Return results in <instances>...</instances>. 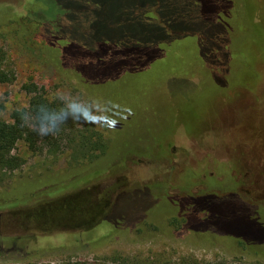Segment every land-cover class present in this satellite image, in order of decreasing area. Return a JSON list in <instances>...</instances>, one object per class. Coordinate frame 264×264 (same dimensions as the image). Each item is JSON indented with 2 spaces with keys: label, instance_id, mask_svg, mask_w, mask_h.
I'll return each mask as SVG.
<instances>
[{
  "label": "rangeland",
  "instance_id": "rangeland-1",
  "mask_svg": "<svg viewBox=\"0 0 264 264\" xmlns=\"http://www.w3.org/2000/svg\"><path fill=\"white\" fill-rule=\"evenodd\" d=\"M0 53L14 76L0 120L27 107L33 82L107 143L91 163L45 140L48 127L33 149L15 144L0 264H264V0H0ZM193 97L200 126L155 158ZM207 156L228 175L210 158L182 172ZM207 169L217 176L182 186ZM80 190L89 200L67 220L60 205Z\"/></svg>",
  "mask_w": 264,
  "mask_h": 264
},
{
  "label": "trees",
  "instance_id": "trees-1",
  "mask_svg": "<svg viewBox=\"0 0 264 264\" xmlns=\"http://www.w3.org/2000/svg\"><path fill=\"white\" fill-rule=\"evenodd\" d=\"M191 48L193 49L194 54L195 48L193 46H191ZM176 52L177 54H180V51ZM13 78L14 76L12 72L4 68L3 55L0 53V83L11 82ZM24 89L29 95L27 107L19 110H12L10 114L11 122L9 123L0 120V181L2 180V176L6 171H13L20 165L19 157L11 153L15 144L18 141H23L28 149H33L35 147L37 137L42 134L41 130L43 128L47 129L48 127L50 130L44 132L43 136L45 140L49 138L53 140L54 143L65 141L68 144V147L71 149L70 159L73 161L86 160L87 162L91 163L96 159L97 156L99 157V155H103L105 153L107 149V143L102 137V134L98 131H95L94 127L90 125L88 117L84 116V120H79V115H76L72 109H68L58 98H49L46 92L43 89L37 88L33 82L25 84ZM93 100L95 107L98 106L101 110L99 102L94 98ZM202 105V101L197 97L187 98L185 101H181V103L178 102L176 104L175 112L172 118L174 124L171 123L166 125V130L164 132L162 131L163 134L161 132L162 135L170 134L171 137L164 144L155 146V152L150 151L152 155L155 156V158L164 159L166 156H169V150L174 146V136L179 130H182L183 133H186L187 135H192V132H195L196 128H198V125L200 126V120H202V116L200 114L202 108L200 106ZM184 116L192 119L193 122L187 124L184 123ZM133 148L139 153H142V148L138 145L133 144ZM208 158H210V163L216 161L217 163L224 165L226 174L228 175L229 172L226 168V163H221L211 156L204 157L201 160L199 159L194 165H185L182 169V172L186 168L189 170H194L195 167L199 166L203 159L208 161ZM199 176H202V178H199ZM214 176L217 175L213 169H207L206 173H191V177H189L188 181H186V184L182 183V186L193 185L196 181H200L201 183L203 180H205L204 182H206L208 177ZM220 179L224 178L222 177ZM80 192H82V190L71 194L67 198H64L60 205L61 208L62 206H65V208H68L69 210V218H67V220L75 219L71 213L73 212L72 208H76L77 211L80 212L84 210L83 204L85 203L83 202L89 200L85 194ZM117 198L118 197L116 196L114 201L111 203L104 202L105 216L103 219H101V221L107 218ZM2 204L3 203H0V206ZM58 207L59 205L57 206V209ZM100 211L103 212L101 209ZM81 216L83 217V214L80 215V217ZM96 221L97 220L95 217H92L90 222H88L87 227L89 226V228H93L99 223Z\"/></svg>",
  "mask_w": 264,
  "mask_h": 264
},
{
  "label": "clouds",
  "instance_id": "clouds-1",
  "mask_svg": "<svg viewBox=\"0 0 264 264\" xmlns=\"http://www.w3.org/2000/svg\"><path fill=\"white\" fill-rule=\"evenodd\" d=\"M71 107H72V110H73V111H75V106H74V105H72Z\"/></svg>",
  "mask_w": 264,
  "mask_h": 264
},
{
  "label": "flooded vegetation",
  "instance_id": "flooded-vegetation-1",
  "mask_svg": "<svg viewBox=\"0 0 264 264\" xmlns=\"http://www.w3.org/2000/svg\"><path fill=\"white\" fill-rule=\"evenodd\" d=\"M261 161V159L258 161V162H260ZM260 172V171H259ZM260 174H261V172H260ZM261 176L263 177V174H261ZM264 182V181H263Z\"/></svg>",
  "mask_w": 264,
  "mask_h": 264
}]
</instances>
